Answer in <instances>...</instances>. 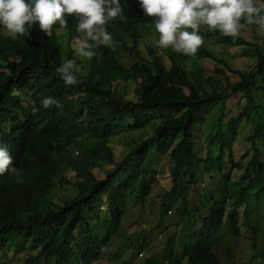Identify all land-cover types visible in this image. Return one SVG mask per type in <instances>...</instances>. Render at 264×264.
Returning <instances> with one entry per match:
<instances>
[{"label": "trees", "instance_id": "1", "mask_svg": "<svg viewBox=\"0 0 264 264\" xmlns=\"http://www.w3.org/2000/svg\"><path fill=\"white\" fill-rule=\"evenodd\" d=\"M120 3L122 14L105 25L114 46L97 47L86 63L73 48L79 33L71 17L62 33L58 25L47 35L34 26L15 40L0 33V143L9 148L22 181L8 173L0 176V254L11 247L16 254L31 252L23 264H92L87 254L122 234L126 206L143 204L152 192L154 163L168 158L172 187L162 196L161 208L165 213L178 206L182 232L165 242L161 258L168 264H221L214 250L223 237H241L243 230L253 237L264 233V51L240 36L233 42L220 34L225 46L253 47L257 62V73L239 74L236 83L217 68L227 83L221 93L213 77L204 79L201 69L186 67L196 58L223 64L201 47L193 55L167 51L169 70L159 57L143 58L135 47L138 27L154 30V17L145 16L137 0ZM125 52L137 58L129 67L119 60ZM65 59H76L83 68L78 85H65L56 73ZM115 82L134 83L136 101L112 89ZM239 91L246 106L225 122L227 100ZM45 96L57 103L44 108ZM216 108L201 158L197 138ZM249 122L252 131L244 136L250 159L244 166L236 162L233 146ZM146 128H157L155 137L130 139L116 160L108 144L122 132ZM219 138L223 145L215 142ZM228 164L243 168L237 183L223 173ZM105 166L110 167L104 179L90 170ZM204 176L200 206L191 210L187 194ZM64 185L71 194L56 208L54 189ZM102 208L106 216L99 217ZM251 249L255 254L248 264H264V246Z\"/></svg>", "mask_w": 264, "mask_h": 264}, {"label": "rangeland", "instance_id": "2", "mask_svg": "<svg viewBox=\"0 0 264 264\" xmlns=\"http://www.w3.org/2000/svg\"><path fill=\"white\" fill-rule=\"evenodd\" d=\"M63 31L60 30V33ZM139 38L136 41V49L139 50L141 56L146 60H152L154 57H159L164 67L169 70L172 66L167 51H173L169 48H159L155 39L158 34L155 30L149 28V26L138 27ZM200 35L203 37L204 43L201 48L212 53L216 59L221 60L223 64H219L217 61L203 60L202 58H196L188 60L186 67L188 70L201 69L203 78L213 77L216 81L217 87L220 86L219 92H223L227 88V83L216 73V69H224L227 76L231 79L232 83L240 81V76L247 77L250 72L257 73L255 70L257 62L255 59V49L253 47H229L220 43V33L217 31H209L206 26H202L200 29ZM240 37L252 42L254 45L259 46L264 51V38L259 37L255 28H246L240 34ZM65 42V39L63 40ZM74 44V43H73ZM64 45V44H63ZM132 41H129V46H132ZM197 49V51L200 49ZM74 48V47H73ZM177 53V52H176ZM180 54V53H178ZM86 63L89 61L87 58H81ZM120 62L129 67L137 58L134 54L128 52L122 53L119 56ZM231 69L228 71L225 67ZM83 69V68H82ZM2 69H0V73ZM261 83L262 80H259ZM204 87L209 92L213 91L208 83L204 84ZM108 86L104 85L103 89H107ZM116 88L118 93L126 98L136 101L134 96V83L125 84L122 82L112 83V89ZM228 93H231L229 91ZM246 106V100L243 91H239L227 100L226 110L224 112L227 122L237 111L243 112ZM217 108L213 109L206 119L207 127H205L197 138V151L201 158L206 157V135L211 130L212 122L217 118ZM245 128L240 136L236 138L233 152L236 162H243L244 166L247 165L250 157L246 156V150L249 148L245 141L244 133L249 134L252 131L251 123ZM157 132V128H146L142 131L135 133L122 132L117 139L112 140L108 146L115 152L116 160L120 159L125 151V146L130 139H142L146 140L154 138ZM220 145H223L222 138L215 141ZM74 156H77L74 153ZM168 158H158L154 163V169L156 171L155 179L151 183V194L147 196L141 205L140 203L131 202L126 206L124 218L121 222L122 229L121 235L115 236L105 248L99 251H92L87 254L86 260L92 264H168L161 258V253L164 248L165 242L173 235V233L181 234V222L177 213L178 206H174L173 209L163 213L161 204L162 196L169 191L172 187L171 179L169 176ZM104 168H91L90 170L98 179H104L106 175ZM243 169V168H242ZM242 169L235 168V164H228L223 173H229L232 181L238 182L243 174ZM65 176L71 181L74 180V174L70 171L65 172ZM204 178L196 186L191 188L187 194L189 203V209L192 210L194 206H200L198 195H202L204 189ZM254 186V183L251 185ZM209 183V188H210ZM199 191V192H198ZM71 194V188L69 185L55 187L52 201L54 206L60 207L61 201L66 199ZM44 204V203H43ZM104 206L106 204H103ZM98 212L99 217L106 216L103 208ZM242 210V209H241ZM187 217V216H186ZM264 232V230H263ZM75 234L77 232H74ZM250 235L243 230L241 237L225 236L221 242L215 247V253L221 264H248L250 257L255 253L252 252L251 245L256 247L264 246V233L258 236ZM35 253V252H32ZM31 254L29 250L24 252L14 253L13 248H8L6 252L0 254V264H23L27 260L28 255ZM183 264H187L186 261Z\"/></svg>", "mask_w": 264, "mask_h": 264}, {"label": "clouds", "instance_id": "3", "mask_svg": "<svg viewBox=\"0 0 264 264\" xmlns=\"http://www.w3.org/2000/svg\"><path fill=\"white\" fill-rule=\"evenodd\" d=\"M151 22L158 37L159 48H171L183 55H193L204 43L200 35L202 26L218 31L233 42L249 26L264 38V0H137ZM122 14L120 0H0V33L15 40L28 36L38 27L49 34L54 25L57 30L67 26L68 18L75 19L79 33L74 41L75 53L91 59L99 46L113 47V38L105 25ZM65 85L80 83L81 65L76 59H65L55 69ZM48 108L57 101L45 96L42 101ZM8 173L19 182V170L13 166L9 148L0 143V176Z\"/></svg>", "mask_w": 264, "mask_h": 264}]
</instances>
